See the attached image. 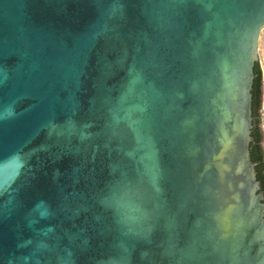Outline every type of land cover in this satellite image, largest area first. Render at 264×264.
Segmentation results:
<instances>
[{
	"label": "water",
	"instance_id": "obj_1",
	"mask_svg": "<svg viewBox=\"0 0 264 264\" xmlns=\"http://www.w3.org/2000/svg\"><path fill=\"white\" fill-rule=\"evenodd\" d=\"M263 28L264 0H0V264H264Z\"/></svg>",
	"mask_w": 264,
	"mask_h": 264
},
{
	"label": "trees",
	"instance_id": "obj_2",
	"mask_svg": "<svg viewBox=\"0 0 264 264\" xmlns=\"http://www.w3.org/2000/svg\"><path fill=\"white\" fill-rule=\"evenodd\" d=\"M263 72L259 65V60L253 67V80L250 90L251 95V141L249 144L250 160L254 165L256 172V181L259 183V192L262 193L264 198V167L260 166L261 157H264V153L261 154L257 151V144L261 142V130H260V107H261V95L263 86ZM264 204V199L262 201Z\"/></svg>",
	"mask_w": 264,
	"mask_h": 264
},
{
	"label": "rangeland",
	"instance_id": "obj_3",
	"mask_svg": "<svg viewBox=\"0 0 264 264\" xmlns=\"http://www.w3.org/2000/svg\"><path fill=\"white\" fill-rule=\"evenodd\" d=\"M258 60H259V65L263 72L261 107H260L259 113H260L261 144L263 146V153H264V28L260 32V37H259V42H258Z\"/></svg>",
	"mask_w": 264,
	"mask_h": 264
},
{
	"label": "flooded vegetation",
	"instance_id": "obj_4",
	"mask_svg": "<svg viewBox=\"0 0 264 264\" xmlns=\"http://www.w3.org/2000/svg\"><path fill=\"white\" fill-rule=\"evenodd\" d=\"M256 150H257V151H260L261 154H263V146H262L261 142H259V143L257 144V148H256ZM260 166H261V167H264V157H263V156L261 157V160H260Z\"/></svg>",
	"mask_w": 264,
	"mask_h": 264
},
{
	"label": "snow or ice",
	"instance_id": "obj_5",
	"mask_svg": "<svg viewBox=\"0 0 264 264\" xmlns=\"http://www.w3.org/2000/svg\"><path fill=\"white\" fill-rule=\"evenodd\" d=\"M260 235H261V239H264V232H262Z\"/></svg>",
	"mask_w": 264,
	"mask_h": 264
}]
</instances>
